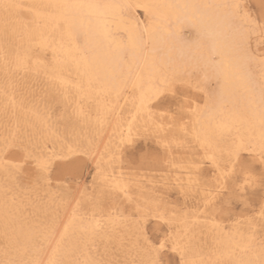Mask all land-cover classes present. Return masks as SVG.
<instances>
[{
    "label": "bare ground",
    "instance_id": "1",
    "mask_svg": "<svg viewBox=\"0 0 264 264\" xmlns=\"http://www.w3.org/2000/svg\"><path fill=\"white\" fill-rule=\"evenodd\" d=\"M228 2L230 0H2L0 143L5 137H21L23 133L39 138L33 147L37 154L60 152L69 144L76 146L81 155L95 163L99 185L96 194L88 193L77 201L80 211L74 217L72 209L77 202L70 204L68 198L52 192L55 184L40 181L48 191L47 206H34L36 211L31 214L27 206L33 203L29 197L28 201L25 199L33 193L24 192L25 186L11 168L12 164L20 162L22 154L17 148L7 154L0 151V261L28 260L36 255L44 260L52 257L51 248L56 245H49L45 239V225L55 217L64 239L54 258L64 264H100L94 249L96 243H120L122 233L131 236L138 232L140 210L150 208L154 224L166 228L160 237L172 234L181 240L183 252L170 250L181 264L185 261L190 264H239L240 261L259 264L264 243L257 242V228H264V217L259 214L264 202L260 201L254 221H236L225 226V221L217 215L221 204L218 200L210 203L205 191V185L210 188L214 182L215 170L205 162L213 175L204 182L201 168L202 186L189 185L184 165L192 158V153L175 144L165 147L155 140L162 155L157 175H136L121 167L123 152L128 148L123 141L129 136V130L136 138L151 133L147 118L139 109L138 85L147 81L154 67L166 66L180 54L198 55L202 61L213 57L214 52H198L189 45L194 44L199 35L197 23L222 14V10L203 6ZM87 3L109 7L99 13L62 7ZM2 4L14 7L4 8ZM194 5L201 7H192ZM219 27L221 43L227 49L230 43L227 25L221 21ZM249 51L251 61L238 55L229 57L232 67L227 87L224 79L207 66L204 91H196L202 95L195 98L190 92L195 90L189 91L192 106H200V118L205 124L226 118L233 125L232 133L226 136L222 146L240 140L255 143L261 133L264 66L259 59L264 56V47H258L253 41ZM203 75L202 70L192 78L202 79ZM41 84L47 86L45 92L50 95L58 92L64 108L67 107L78 123L77 128L72 127L76 129L72 142L58 134L51 118L45 119L37 106L23 100V94L40 89ZM211 84L216 87L211 88ZM12 97L15 103L11 102ZM190 119L191 114L186 113L185 120ZM68 134L71 135V131ZM201 155L197 153L196 158ZM22 174L32 180L38 177V170L29 161ZM121 174L127 183L116 187L114 181ZM50 180L54 181L51 174ZM172 191L182 197V207H171ZM193 193H197L199 199L195 196V201L188 203ZM104 200L108 205L103 206ZM127 202L131 210L137 212L135 218L123 211ZM49 210L51 214H47ZM148 220L144 225L146 235ZM137 254L139 261L140 249Z\"/></svg>",
    "mask_w": 264,
    "mask_h": 264
},
{
    "label": "snow or ice",
    "instance_id": "2",
    "mask_svg": "<svg viewBox=\"0 0 264 264\" xmlns=\"http://www.w3.org/2000/svg\"><path fill=\"white\" fill-rule=\"evenodd\" d=\"M2 3V0H0ZM4 8L14 5L2 4ZM259 12H253L248 0H230L228 3L206 5L222 10V14L211 16L196 24L198 37L194 44L189 45L198 52L210 50L215 55L206 61L200 56L189 53L180 54L171 60L166 66L154 67L146 82H141L139 87V109L147 118L151 133L165 147L175 144L183 147L192 153V158L187 161L184 167L188 173L189 185L194 187L202 186L200 169L205 162L214 170V182L210 188L205 185V191L209 194V202L219 201L223 210L230 211L234 203L239 201L245 206H251L256 189L259 188L261 201L264 202V89L261 92V133L258 141L240 140L233 141L227 146H222L226 136L233 131V125L226 119H220L213 123L205 124L201 120L202 109L198 105L193 108L189 98V91H204L207 81L206 67L211 66L225 82L229 83V74L232 63L230 56H243L251 61L250 47L255 41L258 47H264V0H258ZM62 7L74 9H87L99 13L108 5L98 3L63 5ZM192 7H201L194 5ZM227 25L230 34V43L227 49L221 43L220 22ZM23 63V61H19ZM259 63L264 66V56H261ZM204 71L203 78L193 80V76ZM7 95V92H5ZM15 103V97L11 98ZM204 109H208L205 103ZM190 113L192 119L185 120V114ZM167 141V143H165ZM136 137L131 134L123 143L132 147ZM19 149L20 162L12 164L11 168L16 174H22L24 165L32 161L38 170L39 181L50 184V174L55 167L56 172L64 179L74 177L82 166V161L77 157L81 150L71 144L62 151L37 154L31 143L23 137L13 136L11 139L5 137L0 143V151L7 154L11 149ZM197 153L202 155L197 159ZM247 153L245 156L244 154ZM152 157L148 153L142 156L144 164H150ZM259 165V172L256 166ZM127 181L121 174L119 179L114 181L116 187H123ZM79 204L73 207L72 213L75 217L79 213ZM142 218L138 221V243L142 258L138 264H170L165 259L169 250L183 252V245L178 237L172 234H164L155 242L148 238L144 225L146 220L152 218V210L141 209ZM260 216L264 217V203L260 207ZM46 237L51 248L52 257L44 260L36 255L28 260H7L0 261V264H64L62 260L56 259L55 254L64 239V232L55 217H52L45 225ZM66 231V228H65ZM94 264V262H89ZM184 264H190L185 261ZM239 264H256L254 261H240ZM259 264H264V244L261 246V259Z\"/></svg>",
    "mask_w": 264,
    "mask_h": 264
},
{
    "label": "rangeland",
    "instance_id": "3",
    "mask_svg": "<svg viewBox=\"0 0 264 264\" xmlns=\"http://www.w3.org/2000/svg\"><path fill=\"white\" fill-rule=\"evenodd\" d=\"M248 2L250 3L249 6L251 10L258 13V0H248ZM214 87H216V85L211 84V88ZM46 88L47 86L41 84L40 89H36V91H34V88L27 91L26 94H23V100L26 103L31 104V106H37L38 110L43 113L45 119L51 118V121L57 128L58 134L60 136H63L65 138L64 140H66L67 142H72L76 137V129H73L72 127L74 126L75 128H77V126L79 125L73 118L70 111L67 110V107L64 108L58 92L57 94L55 93L50 95L48 92H45ZM38 92L40 93L37 95ZM190 92L195 98H199L202 95L200 92ZM44 107L46 108V110H42ZM49 110L50 114L47 115V112ZM70 131L71 135L68 134ZM21 135V137L28 140L33 147H36L39 141V138L37 136H28L27 134L25 136L23 133H21ZM83 138V141H85V137ZM93 140L94 142H96L98 141V138L95 137L93 138ZM155 140L157 139L150 135V132L137 137L135 144L132 147L126 148L125 152H123L121 167L123 169H127L128 172H136L134 173L136 175H139V173L140 175L143 174L147 177L157 175L162 155L160 148L155 144ZM144 153L150 154V156L153 158L150 164H144L142 162V156ZM77 158L82 161V166L80 168V171L74 177L70 179H64L63 177H60L56 172L55 167L51 172V175L54 178V181H51V183L56 185L55 188L51 189L53 190L52 192L57 196H64L68 198L70 200V204L83 200L84 196H86V194L88 193L93 195L96 194L99 185L95 163L85 155H79ZM117 165L118 164H115V166ZM256 171L259 172V165L256 166ZM202 175L204 176V182L208 181V179L213 175V172L208 165H205L203 167ZM17 178L20 180L22 185L25 186L24 192L33 193L28 194L27 198L25 199V201H28L29 197L30 201L33 203L31 206H27V209L29 210L28 212H31L32 214L34 211H36L35 209H33L36 206L39 208H44L45 206H47L45 204L48 200V191L43 188L42 183L37 180V178L28 180L26 178V174H17ZM196 190L198 192L200 188ZM259 192L260 190L259 188H257L256 195L253 197L251 206H245L244 204L237 201L232 205L230 211H226L221 208L220 212L217 215L225 221V226L232 225L236 221H254L257 218L255 212L258 209L261 201ZM198 194H191V196L188 198V203L194 202L195 196H197L199 199ZM169 200L172 202L171 207L180 208L183 206L182 197L177 194L176 191L170 192ZM103 203V206L108 205L106 200H104ZM123 208V211L126 214H129V212L132 214L131 218H135L137 216V212L134 209L131 210L132 207L130 204H128V202L124 205ZM119 210H121V208ZM42 211H44V209ZM47 214H51V210H49ZM42 217L45 218L44 215H42ZM147 229V235L149 239L156 240L165 232L166 228L164 225L157 227L154 224L153 219H149L147 222ZM257 229V242L264 243V228L262 226H259ZM123 234L124 233H122V240H120V243H118V241H110L109 243L102 242V244H100L99 242L96 243L94 249L97 251L96 256L97 259L100 260V264H135V262L138 261L139 258L137 256V250L140 249L138 243V232H133L131 236ZM135 241L136 244H134ZM165 259L170 261V264H181L179 257L170 250L167 252Z\"/></svg>",
    "mask_w": 264,
    "mask_h": 264
}]
</instances>
